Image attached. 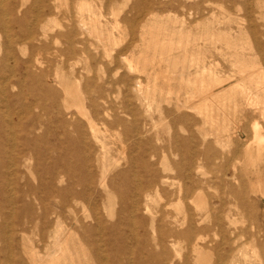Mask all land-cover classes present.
<instances>
[{
    "label": "bare ground",
    "instance_id": "6f19581e",
    "mask_svg": "<svg viewBox=\"0 0 264 264\" xmlns=\"http://www.w3.org/2000/svg\"><path fill=\"white\" fill-rule=\"evenodd\" d=\"M54 1H56V0H33V2L30 5H28L26 3V1H21V0L20 1L19 0H0V34H2V37L4 38V41L1 44V49H0V51H1V55H0V196H1V200L3 202L2 212L0 211L2 214H0V215H2L1 218L3 220H5L4 223H2L0 225V238H2L3 243L5 241L4 246H5V248H7L6 250H9V249H11L14 240L17 237H20L21 240H19V241H21L20 244H21L22 248L21 247H19V248H21V251L23 250L22 251L23 253L28 254V257L24 258V256H21L24 254L23 253L21 254L19 252V249L16 250L18 248L17 247L15 249L16 250L15 252H13L12 254H8L10 256H5L2 254V256H5V257L3 258L2 262H0V264H144V262H145V264L146 263H148V264H174V261L172 259H170V257H169V248H171V247L174 248L175 246H178L181 241L185 242L186 249L193 256V261H194L193 263L194 264H210V261L206 262L202 258V253L204 251L205 252L208 251L209 249H210V251H212L214 253L213 255L216 256V261L213 264H264V235H261L260 230L258 231L257 235L254 236V238L256 240L258 238L263 237V241L261 240L258 242V244L255 246L257 250H255L254 252L259 250L258 247L259 248L261 247L262 254H259V251H260L259 250L257 255H254V253H253V255H249V253L242 250V248L245 245V242H243V241L240 242L241 240L239 239V237H240V235H242V233L239 232L237 228H236L237 230L234 227H233V229L228 228V224L231 225L230 222H232V221H229L230 218L232 217L230 215L232 212L230 209L229 210L227 209L228 211L226 210V204L227 203L223 201V198H217V203L214 205L211 203H210V205L208 203L209 206H204V207L197 205L196 202H197L198 198L200 199L201 196H203V193L206 192L205 189L207 187L209 188V186H211V185L213 186V184L215 183V180L214 179H213L214 181L210 180L211 179L210 176H212V175H210L208 177L210 179L205 178V177L203 178V176L205 175L202 172L203 166H200L199 164L195 163V161H194L195 156L194 155H193L194 158L190 156L191 153L194 154L197 150L194 151V153H193V150L190 153V149H187V152H185L186 151L185 149H184L185 151H183L184 145L189 146V143H191V142L193 143L195 140H198V138H199L200 144H205V143H207V137L211 136V135L216 138V141H220V138H221L220 136L221 135L224 136L222 133H225L226 134L225 140L230 141V142L233 141L232 140L233 137H236L239 139L241 137H243V133L239 132L236 127L232 128V126H231V129H230L229 126L232 123L233 118L231 119L229 116L231 114L234 115L236 113L237 109H239L238 107L241 105L254 107V106H258L262 102L263 98L261 97L260 92H258V91H260L262 89L264 90L263 73L261 71L264 69L262 68L259 71L258 69H256V68H259V67H257L258 65L256 66V68L252 66V69H250L251 68L250 66L252 64H250V66L247 64V62L245 60L247 56L245 54H242L243 53L242 51H241L242 53L240 54L239 52H236L235 50H234V52L230 53V56H233L236 58V60L231 59V60H233L232 66H233L234 70H232L231 72H229L225 76H222V74H221L223 72V70H222V72L217 71V69L212 70L210 67L211 64L210 63H209V65L206 64L208 62H206V60H205V58H206V57H204L205 55L203 56L204 59H199L200 57H198V58L196 57L195 60H194V58H193V60L190 59L191 61L189 63L190 65L188 66V68L187 69L185 67L181 68L180 80H181V83L183 81H184V83L186 82L185 85H186L187 89H189V92H191V95L189 96V94H188L187 96H189V97H187V98L185 96V98H186L185 100L180 99L177 96V98L175 99V102L172 106L170 105L172 100L167 99L166 102L170 106L168 108V106L166 105L167 109H165V113H163V114H166V115H164V118H165V116L167 118H169L170 123L171 122L176 123L175 127H176V125L180 124V126H183V128L188 127V129L190 130L189 131V138L185 139L184 136H182L183 138H181L180 137L181 135L180 136L177 135L179 133L175 134L174 137L172 136L173 137V139H172L173 148L176 149V151L178 152V154L182 158L181 162L179 161V162L173 164V165H175L174 177L172 179H170L171 178L170 176L169 177L164 176L163 174H161V171L158 172L156 170V167H154L155 165H153V163L152 164H151V162L149 163V158L155 157L158 153V151L154 145V146H150L148 148L149 150H148L147 154L145 155L146 158H145V156H143V158L139 159V166H140L141 172H143V175L133 173L132 177L130 178L128 176V167L129 166H127L126 168H123V170L125 169L123 171V170H119V168H118L119 163L116 160L112 161L109 164L104 162V161H106V158L108 157V155L110 153V149L108 148V143L106 142L107 140L105 141L101 137H99V133H101V132H99L100 131V129L98 128L99 125L100 126L102 125V127H105L104 128L105 133H107L106 131H110V132H112V137H115V135H116L115 131L117 130V128L123 127V125H125V121H126V119L124 120V118H122V116H120L119 113L118 114L116 113V110L114 111V109H116V107L115 108L113 107V103L115 102L114 101V99H115L114 89H115L116 85H118V84H117V82H115L113 80V76L109 75L107 77H104V78L102 77L99 79L98 78L96 79L95 77H87L86 78L84 76L85 77L84 82L81 80L83 82V86L81 87L82 92L80 94L81 95L83 94L81 101H85L86 104L88 105V108H85L83 106V104L79 103L81 101L78 100V98L76 99L77 96L73 97V94L70 92V90L68 88V84H67L68 82H65V80H64V76H63L64 74L62 73L63 74L62 78L64 81L59 77V75L57 73L58 71L55 72L56 74H55V76H53L52 74H50V70H48V69H51L50 68L51 66L49 68L45 67V65H47L45 63V61L43 59L39 58V54L41 53V51L46 50L47 47L49 46L46 43V41L49 40V41H51V43L53 42L55 45L60 46V48L55 49L53 51V55H52L61 61V62L59 61L60 64L61 63L63 64L64 62H72L73 63L74 61H78V59L81 57L82 54H84V52L86 54L88 52V51L86 52L84 47H83L84 43H86L87 41L83 43V41H82L83 39L80 36L83 32L82 28H84V29L90 28L91 31H94L93 32V34H94L96 32V28L105 27V26H102L103 24L99 20V18H100L99 16H101L102 12L100 14L94 13L92 11V7L90 6L91 7L90 8V7H88L87 4H85V1H87V0H81L80 3L77 4V6H76L77 7L76 10L78 11L77 12L78 13L77 14L78 19L76 18V20H77L76 25H77V27H79L77 29L80 30V28H81V33H79L77 29L70 27V28H66V31H64V32H57V33L54 32L55 35L50 36L47 34L46 30H44V29L47 28L48 24L51 22V20L54 19V16H55L53 13L54 6H55ZM82 1H84V3ZM76 2L78 3V0H76ZM141 2L144 5V2H146V0H144V2H143V0H141ZM106 3H107V0H106ZM109 3L111 5L113 2L110 1ZM205 3H208V0H199L198 2H195V3L190 4L189 6H185V7H186L188 12L196 11L198 13V11L202 10V8H201L202 4H205ZM114 4H113V6L120 5V4H118V5H116V4L114 5ZM169 4H170V1L168 2V0H151V2L148 0V2H146L145 6H144L145 10H143L142 12H140V7L138 8L139 11H137L138 9L135 8V9H137L136 10L137 13L135 14L136 16L132 14L135 17L133 19L131 18V20L129 19L130 20L129 24L132 28H135V25H138L137 27L141 28V32L139 33V37L142 39V41L145 37H147L146 31H144V29H142V28H151L153 25L161 24V22H159V24H158V19L161 18L160 21H162V17H161L162 13H163L162 10L164 7L166 8V6ZM106 5H108V4H106ZM206 5H208V4H206ZM123 6H124V4H123ZM172 8H173V6H172ZM142 9H143V7H142ZM34 10H35L36 14L33 17V20L29 21L28 17H30L32 15ZM127 10H128V12L131 11L129 9H127ZM166 10H165V12H166ZM84 12L87 13V18L85 17ZM115 12H117V10ZM115 12L113 15L114 17H115ZM167 12H170V11H167ZM189 14L191 15V13H189ZM200 14H201V12H200ZM195 15H197V14H195ZM105 16H107V14L104 15V17ZM104 17H102L103 20H104ZM199 20H203V19H199ZM117 21L115 19L114 23H117ZM195 21H196V19H195ZM123 22L128 24L127 17L125 20H123ZM122 24H124V23H122ZM194 24H196V23H193L192 21L191 22H185L184 18H181V19L175 18V20L173 21V25H171L170 28H175L178 33H181L184 28H192V26L194 28V26L196 27L198 25V23H197V25H194ZM110 26H111V24H110ZM120 26H122V25H120ZM90 30L88 29L89 32H90ZM196 30H197V28H196ZM100 31H101V29H100ZM211 32H213V31H211ZM84 33L87 34V32H84ZM51 34H53V33H51ZM149 35L151 37V33H149ZM96 36H98V35H96ZM209 36H211V35H209ZM152 39H153V37H152ZM157 39H158V37H157ZM166 39L167 38L165 36H163V38H161L160 41L162 43H164ZM154 40H156V38ZM90 41H92V40H90ZM167 41L171 44L173 42L172 37L169 38V40L167 39ZM207 41H208L209 47L210 46L213 47L212 45L214 43V37L212 36V37L208 38L206 40V43H204L202 45L207 44ZM113 42L116 43L114 40H113ZM180 42H183V41L180 39L179 43ZM98 43H99V41H98ZM114 43H113V45H114ZM256 43H257V49H264V44L257 42V40H256ZM22 44L29 46L32 49V51H31V49H29L31 54L30 55L28 54L29 56L26 57L25 59L22 58L23 60H17L15 58V54H17V53H15V51H17L16 49L18 48V46H20ZM181 44L179 45V48H180ZM89 45L91 47H93L91 44H89ZM98 45H100V44H98ZM199 45H200V43H199ZM230 45H229V47L234 49L235 45L233 46L232 43H230ZM115 46L116 45H114V47ZM194 46L198 47V49H199V46L196 43ZM94 47H96L98 49L97 46H94ZM134 47H136V46H134ZM236 47H235V49H236ZM105 48H103V47L101 48L103 50V52H98L97 49H96L97 51L96 50L95 51L98 53H102L105 57H108L110 54H108L106 52ZM169 48H170V50L168 52H170V53L167 54L166 58H164V59L165 60H170V59L175 60V58L178 55L176 56L175 54L171 53V51H173V49H171V46ZM181 48L183 49V47H181ZM203 48H204V46H203ZM214 48L218 49L217 47H214ZM200 49L197 51H201ZM257 49L255 48L256 51H257ZM191 50L195 51L194 49H191ZM205 50H206V52H204ZM205 50L202 51V53L203 52L204 53L210 52L209 49H205ZM218 50L221 54L224 55V52H222L223 51L222 49H218ZM184 51H185V49H183V52ZM193 51H191V52L194 53ZM197 51H196L195 55H197ZM257 52H259V51H257ZM184 53L185 54H183V57H184V55H186V52H184ZM118 56H120V55H118ZM180 56H181V54H180ZM187 56H189V55H187ZM261 56H264V54L262 55V52H261ZM203 57H201V58H203ZM227 57H228V55H227ZM178 58H179V56H178ZM230 58H232V57H230ZM240 59H241L242 63H241ZM185 60H187V59H185ZM52 61H55V60H52ZM121 61H123V58L121 59ZM49 62H50V60H49ZM124 62H123V64H124ZM159 62H161V60ZM76 63L77 62H75V64ZM110 63H112V62H110ZM117 64L119 65V63H117ZM49 65H50V63H49ZM134 65H135V63L132 65L130 62H127L123 66L124 67L123 69H125L126 73L128 72V76H127L128 77V83H125V84L128 85V90H127L128 93H130V91L136 92L137 101L139 103L138 107L139 106L144 107V105L142 106L143 101H142L141 94H140V93H142L141 92L142 86L140 83V81L142 82V79L139 81L138 77L136 78L132 75V74H135L137 76V74H138V73L137 74L135 73L138 71V66H134ZM61 67L58 66V68H61ZM253 68H254V70H253ZM112 70H113V68H112ZM67 71L69 73V70H67ZM87 71H89V70H87ZM82 72H85V71H82ZM111 72L113 73V71L110 70V74H111ZM143 72H145V71L143 70ZM120 73H123L122 75H124V71L120 72ZM150 73H149V75L152 74V73L151 74ZM154 73H155V71H154ZM255 73H258V74H256V76L258 75V78L255 79L256 82H254V87H253L251 85V82L254 80L252 78V76H254ZM122 75L119 77H124V78L119 79L120 81H118V82H121L122 80H123V82H126L127 78H125V75L124 76H122ZM71 76H73V75H71ZM67 77H69V76L67 75ZM67 77H66V79H67ZM74 77H77V76H74ZM185 77H186V81L184 80ZM78 78H79V75H78ZM68 79H70V78H68ZM81 81H80L79 85L82 84ZM53 82L55 84V87L57 86L56 89L53 87ZM73 83H74V81H73ZM142 84H143V82H142ZM166 84H168V83H166ZM149 87H151V86L149 85ZM154 87H156V86H154ZM57 88L60 89L59 91H61L60 95H61V93L63 95L62 100L58 99L59 92H58ZM168 88H170V87H168ZM78 89H80V88H78ZM150 90H151V88H150ZM152 90L154 91L153 88H152ZM147 91H149V90H147ZM192 91H193V93H192ZM143 93H144V91H143ZM80 94H78V95H80ZM81 95H80V97H81ZM144 96H145V98H148V96L147 97H146V95H144ZM69 98H73L75 101V104L69 105V103H68ZM193 98L194 99L196 98V99L194 100ZM128 99H129V97H128ZM192 99H193V101H192ZM163 102H165V101L163 100ZM45 103L49 104V106L48 105L47 106L50 107L49 108L50 110L44 109ZM263 104H264V102H263ZM40 106H42V107H40ZM72 106L75 107L74 111H71ZM122 106H124V104L119 106V107H122ZM263 106L264 105H262L261 107H263ZM35 107H38V108L40 107L39 111H41L40 110L41 108L44 109L46 111V113H47V110H48V112L50 111L49 114H50V116H52V120H54V122H51V123H53V125L50 124V126H52L55 131H54V133L53 132L51 133L48 130V133H49V135H51L53 137V139H54V136H56L57 143L50 144V147L46 146L47 150L44 152H42L40 149L42 147H39V144H41L40 142H42L41 137L39 136V134L37 135V133H36L37 128L39 129L38 126H40V124H42V121H44L43 120L44 115L42 116V114L41 115L34 114L32 112V108H35ZM230 107H232V111H233V113H231V114L229 113V110H228V109H231ZM117 109H119V108H117ZM162 109H163V107H162ZM258 109H259L258 110L259 112L256 110L257 114L260 113V116L263 117V115H264V113L262 114L263 109L262 110H261V108H258ZM44 110L41 112L45 113ZM128 110H131V109L128 108ZM135 110H138V109L135 108ZM123 113L125 114V112H123ZM128 113L133 115L131 112H128ZM38 114H39V112H38ZM238 115H239V113H238ZM243 115H245V114H243ZM138 116H140V115H138ZM248 117L251 118V116H248ZM41 118H43V119H41ZM46 118H48V117H46ZM133 118H134V121H133L134 130H135V134L137 135L136 140L137 141H142V139L146 140V138L145 139H144V137L142 138V135H144L143 133H144L145 129L147 128V125H145L143 123L141 125V127H139V122H138V118H136V114L133 115ZM141 119L142 118L140 117V120ZM150 119H151V117H150ZM240 119H241V117H240ZM47 121H48V119H47ZM47 121H46V123L48 124ZM169 121H168V123H169ZM127 122H128V120H127ZM240 122H243V121H240ZM16 124L18 125V129L20 128V130H19V132L21 131L20 133L19 132L17 133V131H16V128L14 126ZM232 124L235 125L234 122ZM151 125H149V131L151 130L150 129ZM236 125H238V124H236ZM250 125H251V128H250L251 129V140L249 142H246L245 144H243L242 151L241 150H235V151L232 150V151L235 152L236 154L241 151L243 153L242 156H245V158H243V159H245V161H246V158L248 159L249 163L246 164V166L242 167V168L245 167L246 169L249 170L248 173L246 174L247 183L251 184L252 179H253L256 182V185H255V188L253 190H251L252 193L260 192L262 194L263 193V190H262L263 184H261L260 178H261V170L263 169V167L260 165L264 164V132L262 134L261 125L258 124V121L256 122L253 120V122L250 123ZM13 126L15 128V131L12 128ZM45 126H46V124H45ZM50 126H49V128H50ZM206 126L208 128H210L209 130L211 133H209V130L206 129ZM152 127H153V125H152ZM193 127L195 128V131H193L194 129L191 130V128H193ZM169 129H170V127H169ZM120 131H121V128H120ZM130 131H129V133H130ZM149 131H147L146 133H149ZM176 131H178V130L176 129ZM172 132H173V130H172ZM120 133H122V132H120ZM194 133L195 134L197 133V137H198V135H199V137L196 138ZM47 136H48V134H47ZM145 136H146V134H145ZM125 137H127V136H125ZM151 138L153 139L152 136H151ZM221 140H223V139H221ZM248 140H249V138H248ZM128 141H130V140H128ZM216 141H214V142H216ZM126 143H128V142H126ZM221 143H224V142H221ZM149 144H150V142H149ZM195 144H197V142ZM217 144H219V143L217 142ZM230 145H232V142ZM125 146H130V145L125 144ZM75 148L78 149V151L75 150ZM122 148H124V147H122ZM234 148L235 147L233 146V149ZM61 150H64V151L62 152ZM76 151L79 152L78 155H76L77 154ZM122 151H123V149H122ZM28 152L34 153V155L37 158H40L39 155L42 153L45 154L46 156L48 154L47 160L49 161L50 164L45 170L46 176H47L46 181L42 182L43 184H41L39 182L37 183V184L42 185V186L39 185L40 188L44 186L45 191L47 192L46 193L47 199L50 200V202H51V203H48V205L45 204V202L42 200V197L37 195L36 191L38 188L36 189V191L34 189H30V190L27 189L26 191L18 190L17 179H20V177H23V175H21V176L19 175L18 168H20L19 167L20 164L22 166L25 165V161L27 159V158H25L21 163L20 162V160H21L20 155L21 154L25 155ZM122 154H123V152H122ZM130 154H131V152H130ZM186 154H188V155L186 156ZM199 154H201V153H199ZM31 156H32V158L34 157L33 154H31ZM124 156H125V154H124ZM131 156H132V154H131ZM201 156H203V155H201ZM147 158H148V160H147ZM203 158H204V156H203ZM212 159H214V157ZM204 160H205V158H204ZM228 160H226V161H228ZM236 160H239V158ZM155 161L156 160H154V162ZM159 162H161V161H159ZM237 162L238 161L234 162L231 165L230 174L228 173L229 170L227 168H222L223 176L219 179L217 178V181H218L217 186H220V187L225 186L224 188H227L228 193L232 197L233 201H234V199L237 201L239 200L240 201V208H242V210H244L246 212L247 216H251L250 214H247V211H246V210H248L247 206L249 207V205H247V202H249L250 199L248 198V201L245 202L246 195L242 192V190H240L242 185L245 186L247 184V183L242 184V180H241L242 172L244 171V169L242 170L241 167L239 168L240 165H238ZM134 163L135 162H132L130 160V161H128L127 165L128 164L134 165ZM155 164H156V162H155ZM33 166H35V165H33ZM261 167H262V169H261ZM43 168H44V165H43ZM36 169H37V167H36ZM40 169H41V167H40ZM108 172H110V173H108ZM40 173H42V171ZM139 175H140V177H139ZM26 177H24V178H26ZM33 178H31V181H33L32 180ZM64 178H65V180H64ZM43 179H44V177H43ZM63 181H66V185L63 187H60L58 184L62 183ZM128 183L132 184V189L130 190V194H129L130 196H128V189H126V187H125L124 190H127V192L125 191V193H126L125 197L122 198V200H121L122 201L121 202L122 203V209H120V213L124 214L127 217V219H126V221H127L128 220V211H130V214H132V215H135L141 211L146 212L148 214V217H150L149 218V221H150L149 224L151 225L150 226L151 230H149L148 226H146V229H145L146 230V236H145V239L142 243L146 247V258L144 257V259H142V258L134 256V253L137 251H135V252L132 251L134 253L129 254L128 253V250L130 249L129 248L128 250H126L127 252L122 251L123 254L122 253L121 254L123 256L124 255L126 256V254H124V252H126L127 257L129 254L132 258L129 262H128V260H126L124 262V261H122L123 260L122 258H121L122 259L121 260V259H119V256L117 257L116 252L118 249L114 248L111 244L112 243L111 237H113L114 236L113 234H115L117 232L118 226L116 227V224H113V223L107 226L106 223L104 222V218L101 215L102 212H100V211H102L101 210L102 208L100 209L99 205H98L99 198L97 199V194L99 195V193L101 191L102 193L107 195L106 200H108L110 198V196H109L110 191H117V189H119L118 188L119 184H122V186L124 187L123 184L128 185ZM20 184L21 183H19V185ZM217 186H215V188ZM28 187H30V186H28ZM247 190H248V186H247ZM156 191H160V193L162 192L161 196L164 197V199H165V200H163V201H165L164 202L165 207L170 206L173 203L176 204L175 205L176 207H178V206L181 207L182 217L173 216L172 214L170 215L167 212H160V215L156 219V216L153 215V211H152L151 207L149 206V202H150L149 197H150V195H152V192H156ZM224 192H226V191H224ZM102 193H100V194H102ZM115 194H116V192H115ZM157 195H159V194H157ZM215 196L218 197L217 194ZM118 197H120V196H118ZM27 199L35 200L36 201L35 203L38 202L37 204H39L41 206L42 212H41L39 218L36 217L39 219L38 223L37 222L34 223L33 218H30L32 216V212H31V216L30 217L28 216L30 218L29 220L27 219L28 221H21L20 218L18 220L16 219V217L18 215V213H17L18 210H17V206H16L17 203H21L22 205H20V204L19 205L22 206L23 209H25L26 211H29V210L31 211V209H33L32 208L33 206H31L32 201L30 203H28V202H26ZM89 199H90V203H91L90 204V206H91L90 213L87 215H82V216L77 215V213H76L77 205L82 203L83 201L89 200ZM232 199H230V200H232ZM92 200H94L95 202ZM226 200H227V198H226ZM230 200H228V201H230ZM99 201L101 202V200H99ZM253 203L255 204V202H253ZM232 205L238 207V203L235 205V202H234V204L232 202ZM229 206H231V202H228L227 207L229 208ZM253 206L255 207V205H253ZM101 207H102V205H101ZM255 208H254V210L253 209H251V210L257 212V210ZM0 210H1V207H0ZM3 210H7V211L4 212ZM238 210L239 209H237V211ZM21 211H22V209H21ZM239 212H241V211H239ZM258 212H259V210H258ZM66 213H68V214L72 213V219L69 220L70 223H67V224H65V226H62V224H63L62 220H63V218H65ZM104 213H106V211ZM253 213H255V212H253ZM262 214H263V212H262ZM25 215H27V214H25ZM25 217H27V216H25ZM140 217H141V213H140ZM131 218H133V217H131ZM131 218H129V219H131ZM254 218L257 219V217H254ZM38 219H36V220H38ZM250 219H252V218H250ZM87 220L93 221V225H92V223H90L91 225L86 223ZM11 221L13 222V224L15 222V225H14L15 227H13L11 225L10 230H8L9 229L8 225L11 223ZM154 221H156L155 223L158 222V228L155 227L156 228L155 231L158 234L157 239H156L157 244H155V245H157L160 248L159 253H156L153 250L154 246H152L151 239H150V231L154 232V228H153ZM134 226H132V227H134ZM32 227L33 228L39 227V230H38V231H40L39 237H38L40 239L39 242H40V244H41V242H44L43 243L44 245H42V246H44L43 255H40L38 258L34 257L37 254L35 255L33 248L27 247L26 241L29 239V238H27V236H26L27 239L25 241V234H26L28 229H30V228L33 229ZM127 228L129 229V228H131V226L130 227L127 226ZM261 230H264V229L262 228ZM30 231H32V230H30ZM211 232L212 233L214 232L213 236L215 235L216 232L218 234H220L219 237H221V240L219 242L217 241L216 243H214L212 240H210L208 237L211 234ZM134 233H136V232H134ZM134 233L132 232L131 234H134ZM251 237H253V236H251ZM143 238H144V236H143ZM249 238H250V236H249ZM138 239H139V237H138ZM245 239L247 240V238H245ZM216 240H214V241H216ZM1 241H0V243H1ZM123 241H124V239H123ZM238 241L240 243H244V244H239ZM247 241L249 242L250 240L248 239ZM30 242H32V241L30 240ZM248 242H246V243H248ZM36 244H37V242H36ZM126 244H128V243H125L124 245H126ZM250 244H251V241H250ZM1 245H2V243H1ZM33 245H34V243H33ZM84 245L89 247L90 259H88V257H87L88 255H86L87 251L84 253V250L81 249V248L84 249V247H85ZM82 246H84V247H82ZM119 246H121V244ZM126 247H127V245H126ZM130 247H132V246L130 245ZM1 248H0V251H1ZM124 248H125V246H124ZM247 248L248 247H246V249ZM3 250H4V248H3ZM40 253L42 254V252H40ZM179 256H181V255H179ZM182 264H187V262L185 260H182Z\"/></svg>",
    "mask_w": 264,
    "mask_h": 264
},
{
    "label": "rangeland",
    "instance_id": "374dc122",
    "mask_svg": "<svg viewBox=\"0 0 264 264\" xmlns=\"http://www.w3.org/2000/svg\"><path fill=\"white\" fill-rule=\"evenodd\" d=\"M21 1H26V3L28 5H30L33 2V0H21ZM80 1L81 0H78V3L76 2V0H56V1H54V5H55L54 6V10H53V13L55 15L54 19H52L51 22L48 24L49 28L47 27V28L44 29V30H46L48 35H50V36L51 35H55L54 32H56V33L57 32H64V31H66V28H70V27H72L74 29L79 28L76 25V22H77L76 18L78 19V17H77V14H78L77 12L78 11L76 10L77 9L76 6H77V4L80 3ZM108 1L109 0H107V3H106V0H87V1H85V4H87L88 7H90V6L92 7V11L94 13L100 14L102 12L101 16H99L100 17L99 20L103 24L102 26L106 27V28L105 27L96 28V32L94 34H93L94 31H91L90 28H85V29L82 28L83 32H82V34L80 36L83 39L82 40L83 43L87 41L86 43H84V46H83L85 51L86 52L88 51L87 54L84 52V54L81 55V57L78 59V61H74L73 63L72 62H64L63 64L62 63L60 64L59 63L60 60L55 58L54 56H52L53 55V51L55 49L60 48V46L59 45H55L53 42L51 43V41L48 40V41H46V43L49 46L47 47L46 50L41 51V53L39 54V58H41V59H43L45 61V63L47 64V65H45V67L49 68L51 66L50 67L51 69H48V70H50V74L55 76V74H56L55 72L58 71L57 73H58L59 77L62 80H63L62 77L64 76V80H65V82H68L67 83L68 84V88H69L70 92L73 94V97L77 96L76 99L78 98V100H80V101L82 100V95H83V94L82 95L80 94L82 92L81 91L82 90L81 87L83 86V82L85 80V77L86 78L87 77H95L96 79L97 78L99 79V78H102V77L103 78L107 77L109 75L113 76V80L115 82H117V84H118V85H116V87L114 89V93L115 94L113 93L114 97H115V99H114L115 102L113 103V107L114 108L116 107V109H114V111L116 110V113L117 114L119 113V115L122 116V118H124V120L126 119V121H125V125H123V127H118L117 128L118 131L117 130L115 131V134H116L115 137H112V132H110V131H106L107 133H105V129H104L105 127H102V125L101 126L99 125V127H98L100 129L99 132H101V133H99V137H101L105 141L107 140L106 142L108 143V148L110 149V153H109L108 157L106 158V161H104V162L109 164L112 161H115V160L118 161L119 170H123V168H126L127 166H129L128 167V176L130 178L132 177L133 173H137V174H142L143 175V172H141V169H140V166H139V159L143 158V156H145L147 154V152L149 150L148 148L150 146H154L155 145V147H156V149L158 151V153L156 155L157 157L155 156V157L149 158V163L150 162H151V164L153 163V165H155L154 167H156V170L158 172L161 171V174H163L166 177L170 176L171 177L170 179H172L174 177V175H175V165H173V164H175V163H177L179 161L180 162L182 161L181 156L178 154L176 149L173 148L172 139H173L174 135L177 134V133H179L177 135H179V136L181 135L180 136L181 138H183L182 136H184L185 139L189 138V131L190 130L188 129V127L187 128H183V126H180V124L176 125V127H175L176 123L171 122L172 123L171 124L170 121H169V118H167L166 116L164 118V115H166V114H163V113H165V109H167L166 105L168 106V108H169L170 105L172 106L174 104L175 99L177 98V96L180 99H184L185 100L187 97H189L191 95V92H189V89H187V87L185 85L186 82L184 83V81H183L181 83V80H180L181 68L185 67L187 69L188 66L190 65L189 64L190 61L193 60V58L195 60L196 57L197 58L200 57L199 59H204V57H206L205 60H206V62H208L206 64L209 65V63H210L211 64L210 67H211L212 70H214V69L216 70L217 69V71H221V72L223 70V72L221 74H222V76H225L226 74H228L229 72L234 70V68L232 66V62H233V60H236V58L233 57V56H230V53L234 52V50H235L236 52H239L240 54L243 52L242 54H245L247 56L246 59H245L247 64L249 66H250V64H252L250 66L251 67L250 69H252V66L256 68L257 65H258L257 67H259V68H256V69H258L259 71L262 68L264 69V56H261V52H262V55L264 54V49H257V43H256V40H257V42H260V43L264 44V0H208V3L202 4V6H201L202 10L198 11V13L196 11L188 12L185 6H189L190 4L198 2L199 0H168V2L170 1V4L167 5L166 8L165 7L163 8V10L167 9L166 12H165V10L164 11L162 10V12H163L162 16H161L162 17V21H160L161 18L158 19V24H159V22H161V24L153 25L151 28H142V29H144V31H146V35H147V37H145L144 38L145 40L143 39V41L139 37V33L141 32V28L137 27L138 25H135V28H132L130 26V24H129V21L131 20V18L133 19L136 16L135 15L137 13L136 10L139 7H140V12L145 10L144 6H145V3L148 2V0H146V2H144V0H143L144 5L141 2V0L140 1L139 0H136V1L135 0H126V1L125 0H116V1L115 0L114 1L110 0L111 2H113L111 4L112 6L109 3L110 1L109 2ZM149 1L151 2V0H149ZM82 2L84 3V1H82ZM105 3L108 4V5H106ZM114 3L116 5H118V4H120V5L113 6ZM123 4H124V6H123ZM206 4H208V5H206ZM171 5L173 6V8H172ZM142 7H143V9H142ZM135 8H137V9H135ZM127 9L131 10V11H129L130 13L128 12ZM116 10H117V12H115ZM110 11L111 12L113 11V12L111 13ZM137 11H139V9ZM167 11H170V12H167ZM114 12H115V17L113 16ZM200 12H201V14H200ZM84 13H85V17L87 18V13L86 12H84ZM189 13H191V15ZM35 14H36V12L34 10L32 15L30 17H28L29 21L33 20V17H34ZM106 14H107V16L104 17V15H106ZM132 14L135 15V16H133ZM195 14H197V15H195ZM125 16L127 17L128 24L123 22V20L126 19ZM102 17H104V20H103ZM175 18H178V19L184 18L185 22H191L192 21L193 23H196L194 25H197V23H198V25L196 27L194 26V28H193V26H192V28H184L181 33H178L175 28H170V26L173 25V21L175 20ZM115 19H116V21L118 20L117 23H114ZM195 19H196V21H195ZM199 19H203V20H199ZM109 23L111 24V26H110ZM122 23H124V24H122ZM120 25H122V26H120ZM196 28H197V30H196ZM88 29L90 30V32L88 31ZM100 29H101V31H100ZM77 30H78L79 33H81V28H80V30L79 29H77ZM211 31H213V32H211ZM84 32H87V34L84 33ZM51 33H53V34H51ZM149 33H151V37H150ZM96 35H98L99 37L96 36ZM209 35H211V36H209ZM163 36H165L168 40H169V38L172 37L173 42L170 44L167 41V39H166L165 42L162 43L160 41V39L163 38ZM212 36L214 37V43L212 45L213 47L210 46L212 49L209 47L208 41H207V44L202 45V44L206 43V40L208 38L212 37ZM152 37H153V39H152ZM157 37H158V39H157ZM155 38H156V40H154ZM180 39L183 42L179 43ZM88 40L89 41L92 40V41L89 42ZM97 40L99 41V43H98ZM113 40L116 43H114ZM3 41H4V38L2 37V34H0V49H1V44L3 43ZM88 43L91 44L93 47L97 46L98 49L96 47H94L95 48L94 49ZM113 43H114V45H116L115 47H114ZM195 43L199 46V49L201 48L200 49L201 51H197L199 49H198V47L194 46ZM199 43H200V45H199ZM230 43H232L233 46L235 45L234 49L229 47ZM98 44H100V45H98ZM180 44H181V46L179 48ZM169 45L171 46V49H173V51H171V53L175 54L176 56L178 55L179 58L177 56L175 58V60L174 59H170V60H165L164 59V58H166V55L170 53V52H168L170 50V48H169L170 46ZM134 46H136V47H134ZM203 46H204L205 49H209L210 52L209 53H204V52H206V50L203 48ZM102 47L103 48L106 47L105 48L106 52L108 54H110L108 56L109 58L105 57L102 53H98V52H103V50L101 49ZM181 47H183V49H185V51H184V52H186V55H184L185 58L183 57V54H185V53L183 52V49ZM214 47H217L218 49H222L223 50L222 52H224V55L221 54L219 52V50L215 49ZM235 47H236V49H235ZM255 48L260 53L257 52L255 50ZM29 49H31V48L29 46H27V45H24V44L18 46V48L16 49L17 51H15V53H17V54H15V58L17 60L25 59L26 57H28L31 54ZM96 49L98 50V52H96L97 51ZM191 49H194L195 51H193ZM31 51H32V49H31ZM191 51H193L194 53H192ZM196 51H197V55H195ZM202 51H204V52L202 53ZM180 54H181V56H180ZM0 55H1V51H0ZM118 55H120V56H118ZM187 55H189V56H187ZM227 55H228V57H227ZM201 57H203V58H201ZM230 57H232V58H230ZM122 58H123V61H121ZM185 59H187V60H185ZM231 59H233V60H231ZM49 60H50V62H49ZM52 60H55V61H52ZM108 60L110 62H112V63H110ZM160 60H161V62H159ZM240 61H241V59H240ZM75 62H77V63L75 64ZM116 62L119 63V65ZM123 62H124V64H123ZM127 62H130L132 65L135 63L134 66H138V71L139 72L138 71L135 72L136 74L138 73L137 76L135 74H132V75L134 77H136V78L138 77L139 81L142 79L143 84L140 81L141 86H142L141 87V89H142L141 92L142 93H140V94H141V98H142V101H143L142 106L144 105V107H141V106L138 107L139 103L137 101L136 92L130 91V93H128V91H127L128 90V85L125 84V83H128V77H127L128 76V72L126 73L125 69H123L124 68L123 66ZM49 63H50V65H49ZM241 63H242V61H241ZM115 65L116 66L118 65L119 67L118 66L116 67ZM58 66H60V67L62 66V67L58 68ZM112 68H113V70H112ZM67 70H69V73H68ZM87 70H89V71H87ZM110 70L113 71V73L111 72V74H110ZM122 70L124 71L125 78H127L126 82H123V80L121 82H118V81H120L119 79L124 78V77H119V76H121L123 74V73H120V72H123ZM143 70L145 72H143ZM253 70H254V68H253ZM82 71H85V72H82ZM154 71H155V73H154ZM261 71L263 73V84H264V72H263L264 70H261ZM149 73L151 75H149ZM258 73L254 74L255 77L252 76V78L254 80L251 82V85L253 87H254V82H256L255 79L258 78V75L256 76V74H258ZM67 75L69 77H67ZM71 75H73V76H71ZM78 75H79V78H78ZM124 75H122V76H124ZM74 76H77V77H74ZM66 77H67V79H66ZM68 78H70V79H68ZM72 80L74 81V83H73ZM184 80L186 81V77H185ZM80 81H81L82 84L79 85ZM166 83H168V84H166ZM149 85L151 87H149ZM154 86H156V87H154ZM53 87L55 89L57 87V86L55 87L54 82H53ZM168 87H170V88H168ZM78 88H80V89H78ZM145 88L147 90H149V91H147ZM150 88H151V90H150ZM152 88L154 89V91L152 90ZM59 90L60 89H58V92H59L58 99L62 100L63 99V97H62L63 95H62V93L60 95L61 91H59ZM143 91H144V93H143ZM258 92H260V95H261V97L264 100V90L262 89V90H260ZM192 93H193V91H192ZM78 94H80L81 97ZM188 94H189V96H187ZM144 95H146V97L148 96V98H145ZM185 96H186V98H185ZM128 97H129V99H128ZM167 99H169V100L171 99L172 100L170 105H168V103L166 102ZM193 99H192V101H193ZM163 100L165 102H163ZM263 100L258 106H254V107H249V106H245V105L239 106L238 107L239 109H237V111H236V113L234 115L231 114V113H233L232 107H230L231 109H228L229 113L231 114L229 117L231 119L233 118L232 123L234 122L235 125L238 124V125L235 126V125H233L231 123L230 126H229L230 129H231V126H232V128L236 127L239 132L243 133V137H241L240 139L236 138V137L232 138V140H233V141H231L232 145H230L231 144L230 141L225 140L226 139V137H225L226 134L225 133H222L224 136H222V135L220 136L221 137L220 141L224 142L225 144L221 143L220 141H216V138L214 136H212V135L207 137V143L200 144L199 138H198L199 135L197 137V133L196 134L194 133L195 137L198 138V140L194 141L195 143L197 142V144H195L194 142L193 143L191 142V143H189V146L188 145H186V146L184 145L183 146V151L186 150L185 152H187V149H190V153L192 152V150H193V153H194V151L197 150L194 154L191 153L190 156L193 157V155H194L195 158L194 157L193 158H194L195 163L204 167V168L202 167V170H203L202 172L205 174L203 176V178L204 177L208 178L210 175H212L213 177L210 176L211 179L210 178H208V179H210V180L214 179L215 180V183L213 184V186L211 185V186H209V188L207 187L205 189L206 192L203 193V196H201L200 199L198 198V200L196 202L197 205H200L202 207L209 206L210 203L214 205V204L217 203V198H223V201L227 203L226 204V210L230 209L231 212L233 213V214L232 213L230 214L232 217L230 218L229 221H232V222H230L231 225L228 224V228H231V229H233V227L235 229L237 228L238 231L242 233V235H240L239 239L241 240L240 242L243 241V242H245V245H246V246L244 245L242 250L247 252V253H249V255H253V253H254V255H257L259 250H260L259 254H262L261 247L260 248L258 247V249H259L258 251H256V252H254V251L257 250L255 246L258 244V242L261 241V240L263 241V237L258 238V239L255 240L254 236L257 235L259 230L261 231V235H264V232H263L264 230H261L262 228L264 229V216H263L264 215V198H263L264 197V194H263L264 193V164L260 165V166L263 167V169L261 167V169L263 171L261 170V178H260L261 184H263L262 185V190H263L262 194L263 195L260 192L252 193L251 190H253L255 188L256 182L252 179L251 184L247 183L246 174L248 173L249 170L246 169L245 167L244 168H242V167L246 166V164H248L249 162H248L247 158H246L247 162L245 161V159H243V158H245V156H242L243 153L241 151L243 149V144H245L246 142H249L251 140V129H250L251 125H250V123H252L253 120L256 121V122L258 121V124L261 125L262 134L264 132V115H263V117H261L260 113H258L259 114L258 115L257 112H256V110L257 111L259 110L258 108H261V110L263 109L262 110V114L264 113V106L261 107L262 105H264L263 104V102H264ZM84 102L85 101H81L79 103L83 104V106L85 108H88V105L86 104V102L85 103ZM68 103H69V105H73V104H75V101H74L73 98H69L68 99ZM45 104H44V106H45L44 109L45 110L46 109L50 110L49 109L50 107H48L49 104H47V103H45ZM123 104H124V106L119 107V106H121ZM40 107H42V106H40ZM162 107H163V109H162ZM39 108L38 107L32 108V112L34 114H36V115H41V114H42V116L44 115V117H43L44 119L41 118L44 121H42V124H40V126H38L39 129L37 128V130H36L37 131L36 132L37 135L39 134V136L41 137V141H42V142H40L41 144H39V147H42L43 149L42 148H40V149H41L42 152H44V151L47 150V147H50V144L57 143V138H56V136H54V139H53V137L51 135H49V133H48V130L51 133L52 132L54 133V131H55L53 129V127L50 126V124L53 125V123H51V122H54V120H52V116H50V114H49L50 111L48 112V110H47V113H46V111L41 108L40 110L41 111L44 110L45 111V113H44V112L39 111ZM117 108H119V109H117ZM128 108L131 109V110H128ZM135 108L138 109V110H135ZM74 110H75V107L72 106L71 111H74ZM37 111L39 112V114H38ZM122 111L125 112V114ZM128 112H131L133 115L136 114V118H138V122H139V127H141V125L143 123L145 125H147L148 129L146 128L144 133H143L144 135H142V138L143 137H144V139L146 138L147 141L143 140V139H142V141H137L136 140L137 139V135L135 134V130H134V123H133L134 118H133V115L129 114ZM238 113H239V115H238ZM243 114H245V115H243ZM138 115H140V116H138ZM248 116H251V118L253 120L250 117H248ZM46 117H48V118H46ZM140 117L142 118L141 120H140ZM150 117H151V119H150ZM240 117H241V119H240ZM47 119H48V121H47ZM127 120H128V122H127ZM46 121L48 122V124L46 123ZM168 121H169V123H168ZM240 121H243L244 123L240 122ZM45 124H46V126H45ZM151 124L153 125L154 128L152 127ZM149 125H151V127H150L151 130L150 131H149ZM14 126L16 128L17 133H18L20 128L18 129V125L17 124L14 125ZM14 126L12 128L15 131ZM49 126H50V128H49ZM169 127H170V129H169ZM120 128H121V131H120ZM176 129L178 131H176ZM206 129L209 130L210 128H208L206 126ZM146 130L149 131V133H146L147 132ZM172 130H173L174 133L172 132ZM191 130L195 131V128L193 127V128H191ZM129 131H130V133H129ZM120 132H122V133H120ZM46 133L48 134V136H47ZM209 133H211L210 130H209ZM145 134H146V136H145ZM150 135L153 137V139L151 138ZM125 136H127V137H125ZM248 138H249V140H248ZM221 139H223V140H221ZM128 140H130V141H128ZM214 141H216V142H214ZM126 142H128V143H126ZM149 142H150L151 145L149 144ZM217 142L219 144H217ZM124 143L126 145H130V146H125ZM233 146L235 147L234 149H233ZM122 147H124V148H122ZM122 149H123V151H122ZM75 150L78 151V149H76V148H75ZM232 150L233 151L241 150V151L236 154ZM61 151L63 152L64 150H61ZM121 151L123 152V154H122ZM130 152H131L132 156H131ZM198 152L201 153V154H199ZM31 154H33V156L35 158L34 157L32 158ZM78 154H79V152H77L76 155H78ZM124 154H125V156H124ZM187 155L188 154H186V156ZM201 155L204 156L205 160H204L203 156H201ZM39 157L41 159L37 158L34 155V153H30V152L26 153L25 155L24 154L20 155V159H21L20 162L21 163H22V161L25 158H27V159L25 161V165L22 166L20 164L21 166L19 165V167L21 169L18 168L19 175L20 176L23 175V177H20V179H17L18 190L26 191L27 189L28 190L34 189L36 191V189L38 188L37 191H36L37 195L42 197V200L45 202L46 205H48V203H51V202H50V200L47 199V194H46L47 192L45 191L44 186L40 188L39 185L43 184L42 182L46 181L47 176H46L45 170L49 166L50 163L47 160L48 159L47 158L48 154L46 156L45 154L42 153V154L39 155ZM213 157H214V159H212ZM145 158H146V156H145ZM238 158H239V160H236ZM130 160L132 162H135L134 165H132V164L131 165H129V164L127 165L128 161H130ZM147 160H148V158H147ZM154 160H156L155 161L156 164H155ZM226 160H228V161H226ZM159 161H161V162H159ZM236 161H238L237 163H238V165H240L239 168L241 167L242 170L244 169V171L242 172L241 180H242V184L243 183H245V184L247 183V184L246 185L244 184L245 186L242 185L240 190H242V192L247 197V198L245 197V202L248 201V198L250 199L249 202L251 201L250 203L247 202V205H249V207L247 206L248 210H246L247 214H250L251 216H247L246 212L244 210H242V208H240V201L239 200H238L239 202L237 200H235V199L233 201L232 197L228 193L227 188H224L225 186H223V187L217 186V184H218L217 183L218 182L217 178L219 179V178H221L223 176L222 168H227L229 170L228 173L230 174L231 165L234 162H236ZM33 165H35V166H33ZM43 165H44V168H43ZM36 167H37V169H36ZM40 167H41V169H40ZM41 171H42V173H40ZM108 173H110V172H108ZM24 177H26V178H24ZM43 177H44V179H43ZM139 177H140V175H139ZM31 178H33L32 179L33 181H31ZM64 180H65V178H64ZM38 182L41 183V184H37ZM19 183H21V184L19 185ZM32 184L33 185L35 184V185L33 186ZM58 185L60 187H63V186L66 185V181H63L62 183H59ZM123 185H124V187L122 186V184H119V187H118L119 189H117V191H110L109 192L110 198L108 200H106L107 195H105L101 191H100V193H102L103 195L100 194V193H99V195L97 194V199L99 198V200H101V202L98 200V205H99L100 209L102 208L101 209L102 211H100V212H102L101 215L103 216L104 222L106 223V225L108 226V225L113 223V224H116V227L118 226L117 227V232H116L117 234L115 233V234H113L115 237L114 236L111 237L112 246L114 248L118 249L117 252H116L117 257L119 256V259L122 258L123 260L122 259L121 260L124 261V262L126 260H128V262H129L131 260V258H132L129 254L130 253H134L135 251H137V252H135L136 254L134 253V256L142 258V259H144V257L146 258V247L142 243H143V241L145 239V236H146V230H145L146 226H148L149 230H151L150 229L151 225L149 224L150 223V221H149L150 217H148V214L146 212H144V211L143 212L141 211V212H139V213H137L135 215L130 214V211H128V220L127 221H126L127 217L124 214L120 213V209H122V203H121L122 201L121 200H122V198L125 197V194H126L125 191L127 192V190H124V189H125V187H126V189H128V196H130L129 195L130 194V190L132 189V184L128 183V185H126V184H123ZM28 186H30V187H28ZM215 186H217L218 188L216 187L217 188L216 189ZM247 186H248V190H247ZM120 191L121 192L123 191V192L121 193ZM224 191H226V192H224ZM115 192H116V194H115ZM157 194H159V195H157ZM216 194H217L218 197L215 196ZM161 195H162V192L160 193V191H156V192H152V195H150V197H149V199H150L149 200L150 201L149 202V206L151 207V209L153 211V215L156 216V219L160 215V212H167L170 215L172 214L173 216L182 217V214H181L182 213V209H181V207H179V206L176 207L175 203H173L170 206H166L165 207L164 206V202L165 201H163L165 199ZM118 196H120V197H118ZM226 198H227V200H226ZM230 199H232V200H230ZM94 200H92V201H94ZM228 200H230V201H228ZM26 202H28V203L31 202V206H33L32 207L33 209H31V211L30 210L26 211L25 209H23L22 206H20V205H22L21 203H17L16 206H17V210H18V212H17L18 215H17L16 219L18 220L20 218L21 221H28L30 218H33V222L34 223H36V222L38 223L39 222L38 218H39V216H40V214L42 212L41 206L39 204H37L38 202L35 203L36 201L33 200V199H27ZM228 202H231V206H229V208L227 207L228 206ZM232 202H233V204L235 202V205L238 203V207L232 205ZM253 202H255V204ZM0 203H1L0 204V207H1L0 211L2 212V207H3L2 204H3V202L1 200V196H0ZM208 203H209V205H208ZM90 204H91L90 203V199L89 200H85L82 203L78 204L77 207H76L77 215L82 216V215L89 214L90 211H91ZM100 204L102 205V207H101ZM253 205H255L256 208ZM236 208L239 209V210L237 211ZM254 208L257 210V212L253 211ZM21 209H22V211H21ZM251 209H253V210H251ZM258 210H259V212H258ZM3 211L5 212L7 210H3ZM105 211H106V213H104ZM239 211H241V212H239ZM1 212H0V214H2ZM31 212H32V216H31ZM253 212H255V213H253ZM262 212H263V214H262ZM140 213H141V217H140ZM25 214H27V215H25ZM67 214L68 213H66V216H65L66 219L63 218V220H62V222H63L62 226H65V224L70 223L69 220L72 219V213H69L70 215L69 214L67 215ZM25 216H27V217L31 216V217L27 218ZM1 217H2V215H0V225L2 223H4V221H5ZM36 217H38V218H36ZM131 217H133L134 219L131 218ZM254 217H257V219H255ZM35 218L38 219V220H36ZM129 218H131V219H129ZM250 218H252V219H250ZM155 222L156 221H154V223H153L154 232L150 231V239H151L152 246H154L153 250L156 253H159L160 252V248L157 245H155V244H157L156 239H157V236H158V234L156 233L155 230H156V228H158V222L157 223H155ZM86 223H88V224L92 223V225H93V221H91V220H87ZM11 225L13 227H15L14 226L15 222L13 224V222L11 221V223L8 225L9 226L8 230H10V226ZM127 226L128 227L131 226V228L128 229ZM132 226H134V227H132ZM37 228H33V229L30 228L26 232L27 235L25 234V241H26L27 238H29L32 241V242H30V240L28 239L26 241V243H27V247L28 248H33V251H34L35 255L37 254L36 256H34L35 258H38L40 255H43V250H44V246H42V245H44L43 244L44 242H41V244H40V242H39L40 239L38 238L40 231H38L39 227H37ZM30 230H32V231H30ZM132 232L133 233L136 232L137 234L136 233H134V234L137 237L134 234H131ZM213 234H214V232L213 233L211 232V234L209 235L208 238L210 240H212L214 243H216L217 241L219 242L221 240V237H219L220 234H218L217 232L215 233L214 236H213ZM26 236H27V238H26ZM143 236H144V238H143ZM249 236H250L251 239L249 238ZM251 236H253V237H251ZM138 237H139V239H138ZM245 238H247V240L249 239L251 241V244H250V241L248 242ZM123 239H124V241H123ZM1 240H2V238H0V241ZM19 240H21L20 237H17L14 240L11 249H9V250H6L7 248H5V246H4L5 241H4V243H3V240L1 241L2 245L0 243V248L1 247L2 248H1V251H0V262H2V260H3V258L5 256H10L8 254H12L13 252H15L18 249H19V252L21 254L23 253L22 252L23 250L21 251V248H22V246L20 244L21 241H19ZM214 240H216V241H214ZM36 242H37V244H36ZM124 242L128 243V244H126L128 248L126 247V245H124L125 244ZM240 242H239V244H244V243H240ZM246 242H248L249 244L246 243ZM33 243H34V245L35 244L36 245L34 246ZM120 244H121V246H119ZM130 245L132 247H130ZM84 246H82V247H84V249L83 248H81V249L84 250V253L87 251L86 255H88L87 257H88V259H90L89 247L86 246V245H84ZM124 246H125V248H124ZM19 247H21V248H19ZM246 247H248V248L246 249ZM3 248H4V250H3ZM126 250H128V253H129L128 257H127V253H126L127 251ZM122 251H126V252H124V254H126V256L122 255L123 254ZM132 251H134V252H132ZM40 252H42V254ZM2 254L5 255V256H2ZM23 254L24 255H21V256H24V258L28 257V254H25V253H23ZM213 254L214 253L212 251H210V249H209L208 251H206V252L204 251L202 253V258L206 262L210 261V264H213L216 261V256L213 255ZM179 255H181V256H179ZM169 257H170V259H172L174 261V264H182V260H185L187 262V264H194L193 263L194 262L193 261V256L186 249L185 242H183V241H181L178 246H175L174 248H172V247L169 248ZM144 264H145V262H144ZM146 264H148V263H146Z\"/></svg>",
    "mask_w": 264,
    "mask_h": 264
}]
</instances>
